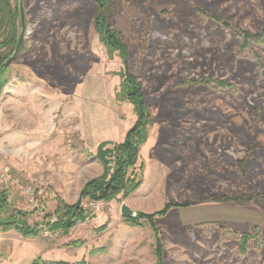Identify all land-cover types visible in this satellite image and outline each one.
I'll return each instance as SVG.
<instances>
[{"label": "rangeland", "instance_id": "374dc122", "mask_svg": "<svg viewBox=\"0 0 264 264\" xmlns=\"http://www.w3.org/2000/svg\"><path fill=\"white\" fill-rule=\"evenodd\" d=\"M21 1L23 47L2 74L0 188L30 224L55 220L60 200L87 217L36 237L0 230V264H156L150 221L131 224L123 202L145 213L173 204L156 219L164 264H264V199H210L264 193V69L236 33L264 29V0H111L124 58L96 30L92 0ZM18 24L19 41L22 16ZM255 48L264 63V44ZM125 73L139 78L147 106L142 184L127 198L81 201L105 171L99 145L123 142L138 119L122 98ZM254 229L244 254L241 235Z\"/></svg>", "mask_w": 264, "mask_h": 264}, {"label": "trees", "instance_id": "16d2710c", "mask_svg": "<svg viewBox=\"0 0 264 264\" xmlns=\"http://www.w3.org/2000/svg\"><path fill=\"white\" fill-rule=\"evenodd\" d=\"M97 6V15L95 18L96 30L101 37L107 42L111 50L119 49L122 57L126 55V48L122 42V35L120 32L111 28V13L113 11L114 4L111 0H92ZM18 2V1H17ZM199 11L204 12L198 8ZM21 16V10L19 4L13 3L12 0H0V68L14 53L18 44L19 24L18 20ZM212 16L222 22V25L229 27L218 15L212 14ZM238 33L241 43L239 51L243 55H248L253 58L258 66L264 69V63L262 57L256 51L255 46H261L264 44V29L260 32H251L248 29H238ZM6 70H0V94L6 84V80L3 79L2 74ZM199 83L205 85H215L216 87L227 86L233 87L232 84L226 81H220L214 78H202ZM142 83L137 76L130 73L124 74V81L122 84V98L128 99L135 106L138 114L136 123L127 131L123 142L113 144L112 147L108 146L109 142H103L99 145L97 151V158L104 165V173L96 178L88 180L81 191L80 200H111L117 198L120 194L123 198H127L130 194L136 191L142 184V180L139 179L135 170L139 160L140 148L147 140L146 129V115L147 106L145 104V98L142 93ZM149 116V115H148ZM240 165L243 164L239 162ZM256 197L264 199V193L255 195L242 192L235 197H211L212 201L216 202H229L233 200L238 204L251 202ZM173 204L166 205L163 209L153 212L145 213L138 211L137 217L133 219H127L131 224H140L139 220L142 218L150 221L156 236V248L155 253L157 256L156 264H164L163 246L160 238V232L156 225V219L158 216L165 215ZM30 212L22 210L16 207L11 201V193L7 188H0V230L7 231L14 229L27 237H36L44 229L49 231H56L64 229L65 232L74 226L77 219H86V211L80 205H69L64 200H60L59 208L57 210V217L54 220L51 214H47L42 224H30L29 223ZM255 228V227H254ZM257 229V228H256ZM258 231L253 230L245 232L241 235L240 243L242 245V252H247V245L250 241L258 237ZM31 264H89L86 260H80L78 262L67 261H46L42 258H36Z\"/></svg>", "mask_w": 264, "mask_h": 264}, {"label": "water", "instance_id": "95a60500", "mask_svg": "<svg viewBox=\"0 0 264 264\" xmlns=\"http://www.w3.org/2000/svg\"><path fill=\"white\" fill-rule=\"evenodd\" d=\"M19 6L21 10V16H22V32L21 36L19 38L18 44L16 46V49L14 53L11 55V57L1 66L0 70H3L7 68L16 58L18 57L19 53L22 50L23 47V40H24V32H25V16H24V9L22 6V1L19 0ZM138 214V211L134 210L132 207H130L127 203L123 202L121 205V215L122 217L126 219H133L136 218Z\"/></svg>", "mask_w": 264, "mask_h": 264}, {"label": "crops", "instance_id": "0c3cea01", "mask_svg": "<svg viewBox=\"0 0 264 264\" xmlns=\"http://www.w3.org/2000/svg\"><path fill=\"white\" fill-rule=\"evenodd\" d=\"M99 172H101L100 170H99ZM99 172L98 173H96L97 175L99 174Z\"/></svg>", "mask_w": 264, "mask_h": 264}]
</instances>
